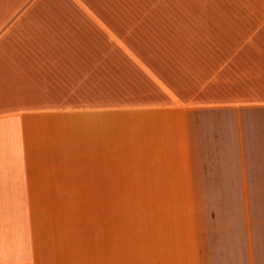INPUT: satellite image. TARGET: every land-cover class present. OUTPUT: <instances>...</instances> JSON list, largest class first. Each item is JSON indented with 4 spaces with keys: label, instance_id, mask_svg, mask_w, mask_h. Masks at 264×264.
<instances>
[{
    "label": "crops",
    "instance_id": "0c3cea01",
    "mask_svg": "<svg viewBox=\"0 0 264 264\" xmlns=\"http://www.w3.org/2000/svg\"><path fill=\"white\" fill-rule=\"evenodd\" d=\"M264 264V0H0V264ZM106 212V211H101Z\"/></svg>",
    "mask_w": 264,
    "mask_h": 264
},
{
    "label": "rangeland",
    "instance_id": "374dc122",
    "mask_svg": "<svg viewBox=\"0 0 264 264\" xmlns=\"http://www.w3.org/2000/svg\"><path fill=\"white\" fill-rule=\"evenodd\" d=\"M144 201L142 200H65L53 201L56 208H66L69 210L80 209L85 214L86 233V254L87 264H93L96 234L100 232L98 218L100 213H109L116 210L118 214V231L120 233H130L133 240L140 239L141 217ZM106 211V212H101Z\"/></svg>",
    "mask_w": 264,
    "mask_h": 264
}]
</instances>
